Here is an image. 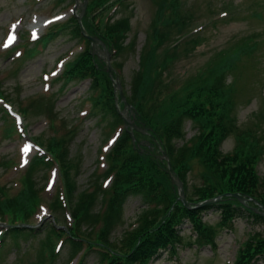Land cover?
Wrapping results in <instances>:
<instances>
[{
    "label": "trees",
    "instance_id": "16d2710c",
    "mask_svg": "<svg viewBox=\"0 0 264 264\" xmlns=\"http://www.w3.org/2000/svg\"><path fill=\"white\" fill-rule=\"evenodd\" d=\"M155 2L158 7L139 54L138 69L132 76L130 88L125 90V100L131 106L134 123L145 130H135L134 135L147 137L151 147H134L129 131L122 128L105 155L108 160L106 173L112 176L110 184L104 188L98 185L91 192H80L76 183L77 161L70 153L66 137L57 134L37 137L45 146V150L42 146L45 153L33 157L14 192H10L6 184L0 185V217H6L2 220L7 223L0 226V258L6 255L8 244L17 248L22 239L28 241L43 235L31 264H45L44 256L56 258L60 241L69 244L68 250L73 256L80 252L75 264H88L87 257L94 258V264H147L160 250L172 251L174 245H179L182 240L179 228L185 221L190 223L197 243L214 247L218 224L202 219V214L210 209L219 213V224L243 216L264 225V213L225 195L226 192H239L264 204V176L257 169L264 154L263 134L258 130L261 127L255 123L253 127L241 129L236 120L241 67L246 64L244 59L257 50L258 41L249 44L241 40L232 50H220L207 71L199 70L179 81L175 80L176 77L167 78L166 72L173 61L170 53L179 45L171 48L168 43L161 52H158V45L171 37L172 29L179 33L183 31V19L179 14L182 1ZM130 3L131 0H88L81 19L86 31L106 44L113 55L112 65L117 64L113 61L125 51L136 50V36L131 35L127 40L131 30ZM118 11L120 15H116ZM166 11H170L169 16ZM63 33L82 44L80 52L61 72L63 84L88 79L85 96L90 104L88 115L106 118L111 129L121 126L123 119L114 101L112 80L106 65L92 52L76 16L70 15L67 20L48 27L30 52L35 53L33 50L37 44ZM196 35L185 36V45L193 48L198 41ZM113 68L117 71L115 66ZM228 76H231L230 81H227ZM2 92L0 89V98L5 100ZM22 110L28 112L27 107L20 109L24 114ZM0 111L5 117L14 119L6 114L3 106ZM187 119L194 123L196 132L189 140L183 141ZM11 131L8 127L7 132ZM66 133L71 138L73 127ZM230 135H235L236 140L233 148L224 152L221 144ZM176 139H182V143H177ZM157 144L168 154L176 175L183 181L186 199L193 207L185 206L178 198L166 161L156 156ZM193 160L202 163L204 172L201 173V183L190 185L187 172L192 170ZM40 165L47 168L57 165L61 180L59 190L50 201L53 220L42 227L27 224L28 217L42 203L43 187L33 178ZM218 194L222 195L218 201L194 207L197 202ZM132 196L139 197L144 206L137 225L125 231V239L118 246L111 239L112 228L121 215L123 203ZM95 199L100 200L103 208L90 212V206L97 202ZM64 209L70 213L68 224L62 222ZM60 213L63 218L58 215ZM89 221L91 225L87 226L85 223ZM259 258L264 260V234L254 232L239 248L234 264H251Z\"/></svg>",
    "mask_w": 264,
    "mask_h": 264
},
{
    "label": "rangeland",
    "instance_id": "374dc122",
    "mask_svg": "<svg viewBox=\"0 0 264 264\" xmlns=\"http://www.w3.org/2000/svg\"><path fill=\"white\" fill-rule=\"evenodd\" d=\"M181 1L179 14L183 19V31L179 33L172 29L171 37L163 41L161 46L158 45V52L168 45L171 48L179 45L170 53L173 61L166 77H176L175 80L179 81L199 70L207 71L209 63L220 50H232L241 40L249 44L257 40V50L244 59L246 64L241 67V79L238 82L240 92L236 95V120L241 129L258 123L261 127L258 130L262 131L264 141V0ZM74 2L75 0H0V89L14 110L19 112L24 107L28 109L27 113L22 110L23 116L12 114L14 119L5 117V113L0 111V185L9 186L10 192L18 187L19 179L33 157L40 152L45 153V146L37 139L42 134L45 137L52 134L66 137L70 153L75 155L74 160L77 161L78 191L91 192L98 185L104 188L111 182L112 176L106 173L108 160L105 154L116 140L119 130L110 129L106 118H92L99 116L94 114L92 117L85 115L90 105L84 100L87 80L61 87L64 81H60L61 77L58 76L65 63L80 51L81 45H77L76 39L68 33H63L48 42L37 44L33 50L35 53H30L34 44L31 41L40 38L51 23L65 21L75 12L72 10ZM157 7L155 0H131L129 4L131 34L137 37L138 45L136 50L125 51L116 59L118 82L124 89L130 88L132 76L138 69L139 54L146 41V33L151 29ZM75 13H78V9ZM116 14L119 15L120 12ZM166 14L169 16L170 11H166ZM53 17L56 19L53 20ZM44 18L50 22L44 28L35 30L34 25ZM193 34L198 35V41L192 48L191 45H185L184 40L185 36ZM230 78L228 76L227 81ZM1 104L3 102L0 99V106ZM6 114L8 115L7 112ZM8 127L12 129L11 133L7 132ZM72 127L74 133L70 138L66 131L72 130ZM108 129L110 133H106ZM184 129L186 132L183 141H187L196 132V128L187 119ZM234 139L236 140L235 135L228 136L221 144L222 151H230ZM176 141L182 143V139ZM191 166L192 170L187 172L189 184L201 183V173L204 172L202 163L193 160ZM257 169L264 176V154ZM33 176L38 185L43 187L42 205L28 217L27 224L42 227L53 220L54 212L50 211V201L61 185L60 173L57 165L50 168L40 165ZM98 197L99 194L96 199ZM96 199L94 202H97L90 206V212L103 208L100 200ZM143 206L136 196L123 203L121 215L111 232V239L115 244L120 246L121 240L125 239V231L137 225ZM68 213V209L63 210L65 218L61 213L58 214L63 218L62 222L67 224L70 222ZM2 219L6 217H0V225L3 226L6 221ZM202 219L218 224L214 247L208 243H197L191 225L186 221L179 228L182 236L179 245H174L172 251L160 250L147 264H233L240 245L249 235L254 232L264 234L261 222H252L243 216L234 217L226 224H219V213L210 209L202 214ZM90 223L85 224L89 226ZM42 236L28 241L22 239L17 248L8 244L6 255L0 258V264H31ZM68 248L69 244L62 242L56 258L44 256L45 264H69L72 259L70 264H75L80 252L73 256ZM24 250L27 252L23 253ZM94 261V258L87 257L88 264H94ZM252 264H264V260L257 259Z\"/></svg>",
    "mask_w": 264,
    "mask_h": 264
},
{
    "label": "water",
    "instance_id": "95a60500",
    "mask_svg": "<svg viewBox=\"0 0 264 264\" xmlns=\"http://www.w3.org/2000/svg\"><path fill=\"white\" fill-rule=\"evenodd\" d=\"M86 2H87V0H82L81 2H80L79 0L76 1V4H75L74 8H75V9H76V8H79V12H80V15L78 16L79 19L81 18V15H82L83 12H84V8H85V6H86ZM81 28H82V32L86 35V32H85V30L83 29L82 26H81ZM87 36H88V38L90 39V41L92 42V45H93V46L96 45L98 42H100V40H98V38L95 37V36H92V35H87ZM103 46H104V45H103ZM105 53H106V49H105ZM105 59H106L107 65H108L107 70H108L109 74L112 76V68H111V65H110V63H109V58L106 56ZM117 80H118V78H117ZM114 87H115V89H116V88H119V90H120V96H121V98L124 99V95H123V92H122V89H121V85H120V83L117 82L116 80L114 81ZM125 106H129V105L125 102ZM124 112H125V113L127 112V108H124ZM123 117H124V125H125V127H130L131 129H132V128H134V129H138V127H137V126L132 122V120L130 119V116H129V115L127 116L126 114H123ZM132 137H133V136H132ZM133 138H134V137H133ZM164 155H165V157H167L166 154H164ZM169 172H170V174H171L172 180L178 185L179 196H180V198H181V199L184 201V203L188 206V203L186 202V199H185V197H184V191H183V187H182V182H181L180 179H178V177L175 176L174 171H173L172 167L170 166V163H169ZM231 195L237 197V198H238L239 200H241V201H243V200L245 199L243 195H240V194H238V193H231ZM217 198H218V197H217ZM214 200H215V198H213V199H209V200H206V201L202 202L201 204H205V203H207V202H211V201H214ZM259 205H260V204H259ZM260 206H261V205H260ZM262 208L264 209V206H263Z\"/></svg>",
    "mask_w": 264,
    "mask_h": 264
},
{
    "label": "bare ground",
    "instance_id": "6f19581e",
    "mask_svg": "<svg viewBox=\"0 0 264 264\" xmlns=\"http://www.w3.org/2000/svg\"><path fill=\"white\" fill-rule=\"evenodd\" d=\"M49 21V19H42L41 21L36 23V25H34L35 30H40L41 28H44L49 23Z\"/></svg>",
    "mask_w": 264,
    "mask_h": 264
}]
</instances>
